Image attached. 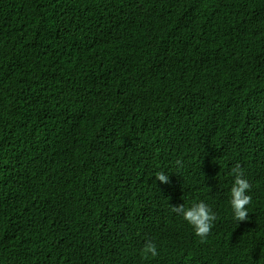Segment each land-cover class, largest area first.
Returning a JSON list of instances; mask_svg holds the SVG:
<instances>
[{
	"label": "trees",
	"instance_id": "16d2710c",
	"mask_svg": "<svg viewBox=\"0 0 264 264\" xmlns=\"http://www.w3.org/2000/svg\"><path fill=\"white\" fill-rule=\"evenodd\" d=\"M0 264H264V0H0Z\"/></svg>",
	"mask_w": 264,
	"mask_h": 264
},
{
	"label": "clouds",
	"instance_id": "9594fccd",
	"mask_svg": "<svg viewBox=\"0 0 264 264\" xmlns=\"http://www.w3.org/2000/svg\"><path fill=\"white\" fill-rule=\"evenodd\" d=\"M177 165H181V160L176 161ZM231 172L234 176V183L231 187L230 205L233 212V218L239 223L249 219L248 206L252 202V196L249 194L252 185L245 177L243 169L237 163ZM156 179L161 183H170L169 176L164 171H159L155 175ZM171 211L183 217V219L192 226L197 237L204 242L206 238L212 233L215 221L218 219L217 213L204 201H199L185 207L184 204L171 205ZM141 255L147 258L156 257L159 255L157 245L154 241L148 240L145 242Z\"/></svg>",
	"mask_w": 264,
	"mask_h": 264
}]
</instances>
